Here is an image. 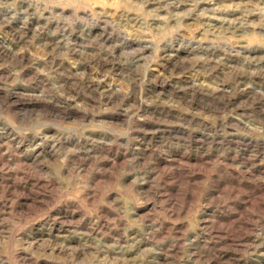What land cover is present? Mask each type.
I'll return each mask as SVG.
<instances>
[{"label": "rangeland", "instance_id": "obj_1", "mask_svg": "<svg viewBox=\"0 0 264 264\" xmlns=\"http://www.w3.org/2000/svg\"><path fill=\"white\" fill-rule=\"evenodd\" d=\"M0 264H264V0H0Z\"/></svg>", "mask_w": 264, "mask_h": 264}, {"label": "bare ground", "instance_id": "obj_2", "mask_svg": "<svg viewBox=\"0 0 264 264\" xmlns=\"http://www.w3.org/2000/svg\"><path fill=\"white\" fill-rule=\"evenodd\" d=\"M249 153V152H248Z\"/></svg>", "mask_w": 264, "mask_h": 264}]
</instances>
